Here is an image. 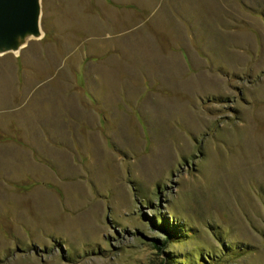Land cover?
<instances>
[{
    "label": "rangeland",
    "instance_id": "1",
    "mask_svg": "<svg viewBox=\"0 0 264 264\" xmlns=\"http://www.w3.org/2000/svg\"><path fill=\"white\" fill-rule=\"evenodd\" d=\"M42 27L0 55V264H264V0Z\"/></svg>",
    "mask_w": 264,
    "mask_h": 264
},
{
    "label": "water",
    "instance_id": "2",
    "mask_svg": "<svg viewBox=\"0 0 264 264\" xmlns=\"http://www.w3.org/2000/svg\"><path fill=\"white\" fill-rule=\"evenodd\" d=\"M43 0H0V55L18 54L44 36Z\"/></svg>",
    "mask_w": 264,
    "mask_h": 264
},
{
    "label": "trees",
    "instance_id": "3",
    "mask_svg": "<svg viewBox=\"0 0 264 264\" xmlns=\"http://www.w3.org/2000/svg\"><path fill=\"white\" fill-rule=\"evenodd\" d=\"M157 248H159V249H161V247L160 246H156ZM165 261V263L166 264H174L173 262H171V260H168V259H166V260H164ZM179 264H182V263H179ZM184 264V263H183Z\"/></svg>",
    "mask_w": 264,
    "mask_h": 264
}]
</instances>
